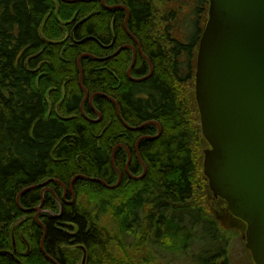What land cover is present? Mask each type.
<instances>
[{
	"label": "trees",
	"instance_id": "obj_1",
	"mask_svg": "<svg viewBox=\"0 0 264 264\" xmlns=\"http://www.w3.org/2000/svg\"><path fill=\"white\" fill-rule=\"evenodd\" d=\"M160 1L170 7L163 14L168 47L153 34ZM107 4L130 10L127 27L153 63L152 75L142 81L127 73L132 48L107 57L123 45L139 48L125 27V8L104 7L102 0H0V264H77L83 246L91 264H98L93 255L99 245L103 252L112 245L149 249L138 262L130 260L132 255L114 259L108 252L107 260H100L104 264L150 263L158 259L151 246L172 256L188 255L193 263L230 264L224 260L230 230L222 229L196 192L202 168L198 155L208 145L198 103L189 91L180 96L177 88L195 82L194 55L208 18V0ZM191 12L196 15L189 31L185 27L182 36L172 34L176 20L190 18L185 13ZM149 69L138 50L131 73L142 78ZM81 77L90 95L100 92L93 100L102 114L99 122L83 115L84 108L91 118L98 117L89 99L82 108L86 92ZM104 95L118 101L128 126L156 121L162 131L138 144L145 135L154 137L158 125L129 128ZM122 143L131 151L129 170L134 176L143 174L142 161L146 163L142 178L126 171L125 147L116 149V166L112 162L113 148ZM117 169L123 178L116 188L89 179L113 185ZM74 178L76 201H63L61 215L55 216L61 211L57 199L65 191L57 179L68 186L72 200L69 185ZM44 190L39 218L47 232L35 210ZM107 219L118 228L117 235ZM72 248L77 250H68Z\"/></svg>",
	"mask_w": 264,
	"mask_h": 264
},
{
	"label": "water",
	"instance_id": "obj_2",
	"mask_svg": "<svg viewBox=\"0 0 264 264\" xmlns=\"http://www.w3.org/2000/svg\"><path fill=\"white\" fill-rule=\"evenodd\" d=\"M209 1V18L199 43L195 80L200 125L210 145L204 154L205 174L214 195L225 199L228 209L247 223L246 245L255 263L264 264V0ZM105 4L106 0H103ZM123 7L129 15V8ZM132 36L139 43L135 35ZM136 56L135 52L127 73L130 79L142 81L152 75L153 63L144 54L150 64V73L140 79L133 77L131 70L136 63ZM82 77L80 85L86 92L83 107L89 97L92 104L94 95L100 92L90 95L89 90L82 85ZM104 96L116 104L118 117L128 126L121 115L118 101L113 96ZM82 112L85 115L84 108ZM98 114L101 116L100 112ZM155 123L159 132L154 137L145 135L139 138L138 143L144 138H155L160 134L162 127L158 122L148 121L144 125ZM144 125L133 128L141 129ZM122 145L129 153L126 167L129 172L131 151L125 144ZM119 146L113 148V162L115 150ZM142 163L143 174L134 176L129 172L132 178L140 179L146 174V163ZM117 170L120 175L113 185L103 179H89L103 182L113 189L120 185L123 178L121 170ZM58 181L65 186L62 180ZM44 193L45 190L42 192L43 201L35 210L36 219L46 231L45 224L38 217L43 211ZM20 195L17 199L22 207ZM82 250L85 252V262L87 252L84 246Z\"/></svg>",
	"mask_w": 264,
	"mask_h": 264
},
{
	"label": "rangeland",
	"instance_id": "obj_3",
	"mask_svg": "<svg viewBox=\"0 0 264 264\" xmlns=\"http://www.w3.org/2000/svg\"><path fill=\"white\" fill-rule=\"evenodd\" d=\"M173 1H177V0H173ZM179 1H180V3H182V1H187V0H179ZM157 5H158V7H157L156 15H155L156 16V20H155L156 21V24H155L156 32H154L153 34H154V37L156 36L160 40H163L162 44L168 47V43H167V40L165 38V28L166 27H165V21L163 18L164 17L163 14H166L167 9L170 7H169V4H167V1H165V2L160 1V3H157ZM185 15H190V18H187L185 20V18L182 17V18L176 20V23H174L175 26L173 27L174 33H172V34H175V35L179 34L182 36L181 31L185 27H187V30L189 31L188 25L193 23V19H194L196 14L191 12L190 14L185 13ZM174 28H175V30H174ZM190 29H191V34H194V32H195L194 27L192 26ZM127 48H129V47H127ZM165 49H166V47H165ZM196 53H197V48L195 51L194 59L196 58ZM131 56H133V50L131 51ZM195 62H196V59H195ZM132 76H133V74H132ZM193 84H194V89H193ZM184 86L185 85L181 86V84H177V88L179 89L178 93H180V96L185 97L184 94H187L188 93L187 91H189L191 95L193 94L195 96V100H196L195 82H190V84L188 86H186L185 88H184ZM190 94H189V97L193 101V98L191 97ZM196 103H197V101H196ZM91 106L95 109L94 105H91ZM97 115H98V117L96 119H94V118H91L89 115H87L85 112L84 117L86 119L90 118L94 122H99L98 120L102 119L101 118L102 114L100 116L97 112ZM199 124H200V120H199ZM201 129H202V127H201ZM200 142L202 144L204 143L202 138L200 139ZM203 147H205L204 151L208 148L207 145H204ZM198 156H199V158H201L200 163L202 165V168H201L199 174L197 175L198 179L196 177V180L198 182V188H197L196 192L200 193V195L202 194L201 199L204 201L203 202L204 205H206L208 207V210L211 213H213V215L218 220L219 224H221L222 229L224 231L226 229L230 230V232L226 234L227 239H228V250L229 251H228L227 256L224 258V260L228 258L230 264H256L254 262L253 256H251L250 250H248L247 246L245 245V243H246V240H245V235H246L245 234V225H246V223H244L242 220H241L242 222L238 221L237 219H236V221L232 219V223H229L230 217L232 218L233 214L227 208V201H224L222 198H216L213 194L214 192L210 190L209 180H208V178L204 172V169H203V159H204L203 155L202 156L198 155ZM128 159H129V156H128ZM112 162H113V160H112ZM114 164L116 166L115 157H114ZM126 167H127V165H126ZM128 170H129V167H128ZM129 172H130V170H129ZM71 191L73 192V195H75V197H76V193L74 192V190H71ZM67 200L69 201V203L70 202L74 203L76 201V199L74 200V198H73L72 200H70V198H68V197H67ZM62 210L59 213H61ZM58 215H55V216H58ZM106 222L109 224L108 227H109V229H111L113 235L114 236L117 235L118 234V232H117L118 228L112 227V224L110 223V221L108 219L106 220ZM104 224H106V223L104 222ZM125 238L128 241H131V242L134 241V239L132 237H130L129 235L125 236ZM100 248H101V246L99 245L96 249H94L95 252L93 255V258L94 259L96 258L97 262H99L98 264H104L103 262L101 263L100 260L106 261L107 260L106 256H107L108 252H110V253H108V255H112L114 259H116V258L118 259V257L124 258L125 254H128V255L133 256V259L130 258V260H135V261L136 260L141 261L140 259L142 256H146L147 253L149 254V249L145 246L141 249H135L132 247L131 250H129V249H125V247L123 248V245H120V246L112 245L111 247H109V251L106 248L105 252L100 251ZM150 249L154 253L157 254L158 259L153 260L150 263H146V264H198L196 262L193 263L190 260L188 255L186 256L183 254V256L182 255H179V256L173 255L172 256L171 253L167 252V251L166 252L165 251L156 252V249H154L152 246ZM195 249H196V247L193 248L192 251ZM68 250L72 251V250H77V249L72 248V249H68ZM83 259H84V252H82V255L80 254V256H79V252H78V256L75 259V260H77V264H91V263H93V262H90L89 257H87L85 262H83ZM138 261H136V262H138ZM127 264H128V261H127ZM133 264H135V263L133 262Z\"/></svg>",
	"mask_w": 264,
	"mask_h": 264
},
{
	"label": "bare ground",
	"instance_id": "obj_4",
	"mask_svg": "<svg viewBox=\"0 0 264 264\" xmlns=\"http://www.w3.org/2000/svg\"><path fill=\"white\" fill-rule=\"evenodd\" d=\"M124 5H122V4H116V5H113V6H106V7H108V8H116V7H123ZM123 8H125V7H123ZM126 9V8H125ZM127 10V9H126ZM128 13V12H127ZM130 17H129V15L127 14V19H129ZM126 19V21H127V24H128V20ZM128 28V27H127ZM129 32H130V34L132 35L133 33L130 31V29L128 28L127 29ZM139 44V48L137 49L136 47H134L133 45H131V44H129V45H123V46H121V47H119L118 48V50H116V52L115 53H113V54H111L110 56H107V57H113V56H115V55H117L118 54V52H120V50L121 49H123V48H127V47H131L132 48V50H134V54H135V52L138 54V50H139V52H141V50H142V48H141V42L140 43H138ZM143 51V50H142ZM144 52V51H143ZM142 53V52H141ZM134 57V56H133ZM137 57V56H136ZM99 59V58H98ZM101 60H105V59H107V58H100ZM78 64L80 65V71H82L83 72V66H82V64H80V59H79V61H78ZM140 79V78H139ZM85 87V86H84ZM84 115V114H83ZM146 123V122H145ZM142 125H144V124H142ZM142 125H140V126H142ZM139 127V126H138ZM139 144V143H138ZM128 165V164H127ZM72 183V182H71ZM71 183H70V188H71V190H74V186H73V184H74V182H73V184L71 185ZM46 184H47V181H46ZM45 184V185H46ZM63 186V185H62ZM64 194H63V198L61 199L60 197H58V200H59V202H60V208H61V210L63 209L62 207H63V205H62V202L63 201H65V202H69L68 200H67V193H68V186H66V184H65V186H64ZM45 194V193H44ZM75 195H73V197H74Z\"/></svg>",
	"mask_w": 264,
	"mask_h": 264
},
{
	"label": "flooded vegetation",
	"instance_id": "obj_5",
	"mask_svg": "<svg viewBox=\"0 0 264 264\" xmlns=\"http://www.w3.org/2000/svg\"><path fill=\"white\" fill-rule=\"evenodd\" d=\"M232 219L235 220V221H236V219H237L238 221H241V219H239L238 217H235V216L232 215V218L230 217V220L228 219V220H229V223H232ZM241 222H242V221H241ZM246 228H247V225H245V231H246ZM245 236H246V235H245Z\"/></svg>",
	"mask_w": 264,
	"mask_h": 264
}]
</instances>
